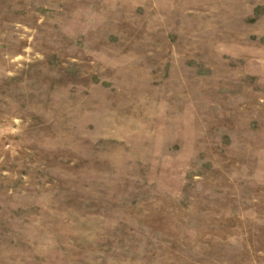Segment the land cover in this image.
Returning <instances> with one entry per match:
<instances>
[{"label": "rangeland", "instance_id": "rangeland-1", "mask_svg": "<svg viewBox=\"0 0 264 264\" xmlns=\"http://www.w3.org/2000/svg\"><path fill=\"white\" fill-rule=\"evenodd\" d=\"M0 264H264V0H0Z\"/></svg>", "mask_w": 264, "mask_h": 264}]
</instances>
